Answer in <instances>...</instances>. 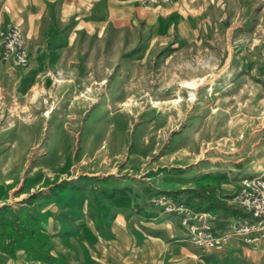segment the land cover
I'll use <instances>...</instances> for the list:
<instances>
[{
    "label": "rangeland",
    "instance_id": "1",
    "mask_svg": "<svg viewBox=\"0 0 264 264\" xmlns=\"http://www.w3.org/2000/svg\"><path fill=\"white\" fill-rule=\"evenodd\" d=\"M19 1L7 21L30 64L16 67V103L0 111V252L264 264L249 253L260 246L236 238L204 251L154 201L210 208L218 232L235 220L213 205L236 210L212 200L214 181L191 177L206 150L264 154V0Z\"/></svg>",
    "mask_w": 264,
    "mask_h": 264
},
{
    "label": "built area",
    "instance_id": "2",
    "mask_svg": "<svg viewBox=\"0 0 264 264\" xmlns=\"http://www.w3.org/2000/svg\"><path fill=\"white\" fill-rule=\"evenodd\" d=\"M29 64L30 52L20 26L7 23L0 27V70L3 65L16 68ZM154 201L166 211L178 214L189 240L206 252L224 247L235 238L255 247L264 244V175L241 178L232 201L242 213L220 232L219 218L212 210H195L171 195H160Z\"/></svg>",
    "mask_w": 264,
    "mask_h": 264
},
{
    "label": "crops",
    "instance_id": "3",
    "mask_svg": "<svg viewBox=\"0 0 264 264\" xmlns=\"http://www.w3.org/2000/svg\"><path fill=\"white\" fill-rule=\"evenodd\" d=\"M20 4L19 0H0V27H4L9 23V19H13L15 7ZM20 68H11L9 65H3L0 70V111L16 103V91L18 83L23 77ZM27 72V71H26ZM36 84L32 83L27 89V102H29V96H32L33 90ZM30 106L27 104V108ZM1 113V112H0ZM1 116V115H0ZM254 145H242L240 147H234L228 153L219 152V148L209 150L205 152L203 157H198L200 160L198 166L193 167V177L191 180L193 183L202 184L207 180L214 181L215 185L212 187V200L214 201H232V197L239 188L241 178L251 175H264V154L261 156L258 153H254ZM249 150L245 153V150ZM256 149V148H255ZM259 149L258 150H263ZM258 155V156H257ZM197 162L194 161L195 164ZM191 182V183H192ZM235 204V203H234ZM236 205V204H235ZM236 209L239 210L233 214V217H237L242 213L241 208L236 205ZM217 225L224 226V223ZM224 229V228H223ZM239 240V239H236ZM240 241V240H239ZM18 250V251H17ZM30 247L22 249L12 250L9 248L7 251L0 252V264H52L49 261H44L43 257L37 259H30L28 253L31 252ZM109 250L100 248L99 251L90 261H80L73 259V264H104L109 260ZM256 258L260 257V254L264 253V244L260 246V249L250 251ZM248 253V254H249ZM103 261L102 263L99 261ZM111 261V260H109ZM108 261V262H109ZM108 264V263H107Z\"/></svg>",
    "mask_w": 264,
    "mask_h": 264
},
{
    "label": "trees",
    "instance_id": "4",
    "mask_svg": "<svg viewBox=\"0 0 264 264\" xmlns=\"http://www.w3.org/2000/svg\"><path fill=\"white\" fill-rule=\"evenodd\" d=\"M213 205L216 206L218 209L224 210L226 212H231L233 214L234 213H237L239 211L237 209L235 210V207L234 208L233 207H228L227 205H224L222 203H216V202H214ZM205 209H210V208H205Z\"/></svg>",
    "mask_w": 264,
    "mask_h": 264
},
{
    "label": "bare ground",
    "instance_id": "5",
    "mask_svg": "<svg viewBox=\"0 0 264 264\" xmlns=\"http://www.w3.org/2000/svg\"><path fill=\"white\" fill-rule=\"evenodd\" d=\"M52 112V108L50 107L49 109H48V113L47 114H50Z\"/></svg>",
    "mask_w": 264,
    "mask_h": 264
}]
</instances>
